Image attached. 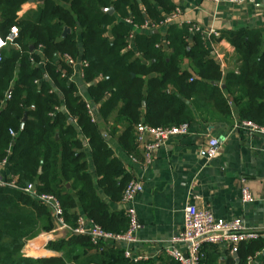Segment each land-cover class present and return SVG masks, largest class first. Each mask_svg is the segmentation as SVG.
<instances>
[{
  "label": "trees",
  "instance_id": "obj_1",
  "mask_svg": "<svg viewBox=\"0 0 264 264\" xmlns=\"http://www.w3.org/2000/svg\"><path fill=\"white\" fill-rule=\"evenodd\" d=\"M29 1L0 0V36L8 37L12 26L18 29L15 46L1 51L0 163L6 160L3 179L12 176L19 188L32 184L38 193L55 196L70 230L45 246L56 256L25 257L26 244L54 228L52 213L20 189L0 187V264H178L165 253L156 261L134 262L122 249L93 245L87 236L72 233L79 212L109 233L128 227L124 211H110L96 189L116 202L130 180L100 130L131 155L140 123H228L234 114L239 124L264 129V29L227 35L237 68L223 73L201 37L176 24L165 26L170 53L155 47L161 37L152 30L136 33L134 50L126 51L132 27L124 19L158 26L174 10L171 0H34L35 9L18 17ZM65 29L69 33L63 36ZM63 54L87 62L83 80L97 107L95 122L75 84L62 76L72 71L56 61ZM21 121L24 129L18 131ZM263 246V240L240 243L237 264ZM203 255L201 264H217L216 256ZM226 264L236 263L228 259Z\"/></svg>",
  "mask_w": 264,
  "mask_h": 264
},
{
  "label": "crops",
  "instance_id": "obj_2",
  "mask_svg": "<svg viewBox=\"0 0 264 264\" xmlns=\"http://www.w3.org/2000/svg\"><path fill=\"white\" fill-rule=\"evenodd\" d=\"M171 1L174 8L181 11V21H189L199 29V32L190 35L201 37L209 57L220 66L223 73L237 68L234 48L228 42L227 35L232 31L264 29V0L242 4L228 2L215 4L205 0ZM35 7L29 3L23 5L17 13L18 17ZM150 30L160 34L159 43L165 42V26ZM140 31L149 30H136L131 49L126 51L134 50L135 34ZM78 45L82 51L81 43L78 42ZM162 50L166 53L172 51L169 47ZM81 60V56H78L76 61L79 63ZM184 68H187V64ZM73 83L77 87L78 95L90 106L96 121L97 107L90 98L88 85L80 76L79 66L74 68ZM222 86L224 85H221V88ZM100 133L106 138L108 147L121 161L130 179L138 180L143 186L142 192L133 202L139 222V229L135 235L137 243L133 245L107 243L117 249H127L131 253V261L148 259L156 261L165 253L164 245L182 230V211L186 205L209 209L217 218L239 219L250 229H264V137L259 136L263 134L240 127L234 114L232 121L228 123L224 121L191 123L189 133L170 138L154 153L148 167H144L143 156L137 148L135 153L127 154L120 147L117 138L109 136L105 128L101 129ZM209 138H216L220 142L218 155L213 159H209L206 154ZM88 163L91 175L95 177L89 150ZM0 177H8V171L4 167H0ZM243 186H246L252 195L251 203L241 201L240 189ZM96 189L110 211L125 210L126 206L121 200L113 202L103 194L100 187L96 186ZM79 216L83 215L79 212ZM63 233H58L54 239L61 237ZM37 240L43 243L45 237L40 234L32 243L38 244L35 243ZM29 243L26 247L34 249L36 255L30 256L27 254L28 250H24L25 257L57 255L45 249L46 243H43L42 247L34 245L30 247ZM237 247L238 245L206 244L202 246V253L209 257L216 256L217 264H226L228 259L237 264ZM180 248L183 249L182 246ZM263 263L261 255L254 259V264Z\"/></svg>",
  "mask_w": 264,
  "mask_h": 264
},
{
  "label": "built area",
  "instance_id": "obj_3",
  "mask_svg": "<svg viewBox=\"0 0 264 264\" xmlns=\"http://www.w3.org/2000/svg\"><path fill=\"white\" fill-rule=\"evenodd\" d=\"M215 4L221 2H228L231 4H242L252 2L256 0H205ZM182 13L178 8H174L172 13L168 15L158 26H154L151 22L145 21L143 25L138 26L132 22V18L128 17L124 19V22L132 27V32L127 37L126 49H131V43L134 38V32L136 30H150L159 26H167L169 24H176L178 27H186L189 33H197L199 29L189 21H181ZM217 36L216 33H213ZM18 35V29L16 26H12L9 30V35L5 39L0 36V62L2 61L1 51L7 44L14 45L13 41ZM15 46V45H14ZM156 48L162 49L168 47V42L158 43ZM64 62L72 71L69 75L63 74L68 83H73L74 68L79 66L80 76L83 78V69L87 67V62L83 59L78 63L68 54H63L57 57L56 61ZM46 60L42 61L45 64ZM37 83V81L35 82ZM9 94L6 95V100H9ZM89 110L91 122H95V117L92 114L90 106L87 104ZM73 123L75 122L72 120ZM240 127L247 129L250 132L260 133L264 135V129L260 128L250 122H242ZM24 129V122L21 121L18 126V131ZM17 132L9 129V135L13 138ZM189 133V124L183 123L178 126L170 127H152L145 124H137L135 126V144L137 150H139L143 156V165L148 167L152 161L154 153L172 137L185 136ZM220 142L216 138H209L207 142L206 154L209 159H213L218 155V148ZM6 165V160L0 163V167L3 168ZM243 182V181H242ZM0 187H7L13 189H20L29 196L35 198L40 203L49 208L54 219L55 227L47 232L43 233L45 242H50L57 236L58 233L70 230L68 225L64 222L63 212L58 199L49 194L38 193L32 184L19 188L17 180L10 178L5 180L0 177ZM143 190L141 182L136 179H130L126 184L122 196L121 202L126 206L124 213L128 221V227L125 232L120 234H113L104 231L100 226L93 223L91 220L84 216H78L76 220V226L71 230L75 235L87 236L93 245L101 243H112L114 245H133L137 243L135 237L136 232L139 229V222L135 209L133 208V202L135 197ZM241 201L243 203H251L253 201L252 195L246 186L240 189ZM182 230L181 232L168 241L164 245L165 254L177 262L178 264H201V260L204 255L202 253L203 245H233L237 246L240 243L263 240L264 242V229H250L246 227L241 220L232 219L225 220L217 218L209 209H199L195 205H186L182 211ZM180 246L183 247L180 248ZM124 257L131 259V253L124 249ZM262 256L264 259V246L255 253L253 256L246 258L245 264H254V259L258 256ZM136 262V260L134 261Z\"/></svg>",
  "mask_w": 264,
  "mask_h": 264
},
{
  "label": "rangeland",
  "instance_id": "obj_4",
  "mask_svg": "<svg viewBox=\"0 0 264 264\" xmlns=\"http://www.w3.org/2000/svg\"><path fill=\"white\" fill-rule=\"evenodd\" d=\"M42 234H43V233H42ZM29 242H30V241H29ZM29 242H28V243H29ZM28 243L26 244V246H28ZM35 243H38V244H35V245H34V244L32 243V240H31V242L29 243V246H30V247H33V245H34V246H36V247H42L41 245H42L43 243L45 244L46 242L43 241V243H42V242H40V240H37V241H35ZM47 243H48V242H47ZM47 243H46V245H47ZM26 246L24 247L23 251H24V250H28V252H33V253H35L34 249H30L29 247H26ZM28 252H27V254H29Z\"/></svg>",
  "mask_w": 264,
  "mask_h": 264
},
{
  "label": "water",
  "instance_id": "obj_5",
  "mask_svg": "<svg viewBox=\"0 0 264 264\" xmlns=\"http://www.w3.org/2000/svg\"><path fill=\"white\" fill-rule=\"evenodd\" d=\"M40 1H41V0H39V2H40ZM28 3H29V4H34V0H30ZM113 11H114V10L111 8V9H108L106 12L109 13V14H112ZM68 33H69V30H68V29H65L64 32H63V36L67 35ZM222 88H224V86H222ZM62 110H63V109H62ZM259 136L264 137V135H259ZM67 187H68V185H67Z\"/></svg>",
  "mask_w": 264,
  "mask_h": 264
}]
</instances>
